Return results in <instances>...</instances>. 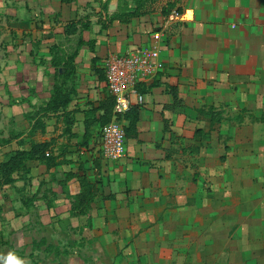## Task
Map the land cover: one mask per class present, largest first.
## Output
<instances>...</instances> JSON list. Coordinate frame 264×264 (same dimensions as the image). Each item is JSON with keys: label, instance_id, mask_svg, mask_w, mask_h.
<instances>
[{"label": "crops", "instance_id": "crops-1", "mask_svg": "<svg viewBox=\"0 0 264 264\" xmlns=\"http://www.w3.org/2000/svg\"><path fill=\"white\" fill-rule=\"evenodd\" d=\"M88 1L0 0L8 44L0 164L51 140L57 158L51 167L28 161L0 188V264H48L40 255L47 246L50 264H264V0H160L124 19H112L119 0L108 11L98 0L97 22H83ZM168 3L181 12L176 22L173 10L162 12ZM41 13L64 37L93 42L82 45L64 85L48 47L53 35L35 21ZM73 21L78 32L67 35ZM161 29L164 69L139 86L144 102L126 156L107 160L101 126L91 120L87 129L85 115L110 97L105 61L149 48ZM57 83L68 103L51 110ZM210 108L223 112L219 123ZM26 115L42 120L33 134ZM67 173L91 184V219L71 215L81 184ZM89 248L94 256H85Z\"/></svg>", "mask_w": 264, "mask_h": 264}, {"label": "trees", "instance_id": "trees-1", "mask_svg": "<svg viewBox=\"0 0 264 264\" xmlns=\"http://www.w3.org/2000/svg\"><path fill=\"white\" fill-rule=\"evenodd\" d=\"M109 1L110 0H107V2L103 4V9L105 11H108L109 9ZM157 1L158 0H119L118 10L112 16V19H124L133 15L142 14L148 11L149 6H152ZM174 7V3H168L163 7L162 12L164 14H168L174 9ZM77 32V22L73 21L66 25L65 33L67 35H73ZM85 44L90 45V47L93 49V42H84L82 39H80L75 51L69 55L55 45L51 47V51L54 55L52 64L57 68L56 76L59 82H62V85H64L63 83L70 79V76L74 71L75 59L80 48ZM63 91L64 89L62 86L57 83L55 86L56 97L54 96V100L52 99L48 104V106L50 105L51 110H59L61 107H65L67 105L68 100L66 99L65 95H63ZM113 108L114 99L111 95L101 106L88 108L85 111L87 129L90 126L91 120L92 122L97 121L101 127L104 124L110 122L113 117ZM48 109L49 108L47 107V110ZM100 110L103 112L99 117H97L96 113ZM137 111V106H133L125 115V119L127 121V137L130 134H133L135 131L138 120ZM210 114L214 123H219L223 118L221 112L216 111L214 108H210ZM26 118L32 122L31 134H33L38 127H42L43 123H41L42 120H40V118L36 121V117H32L30 115H26ZM33 121L35 122L33 123ZM101 127L99 131H101ZM52 147L53 140L33 143L30 150H18L14 152V154L7 161L0 164V188L4 185L12 184L15 181L14 174L16 172L21 170L28 171V167L26 165L28 161H43L48 165V167L56 165L57 158L52 153ZM65 175L67 178L77 177L81 184V192L73 197L71 215H87L89 219H91L90 211L91 203L93 201V192L92 186L87 180V177L84 174L81 175L80 173H67ZM47 243L48 238L46 237L41 239L39 245L38 240L34 239V246L38 245L39 247H42Z\"/></svg>", "mask_w": 264, "mask_h": 264}, {"label": "built area", "instance_id": "built-area-1", "mask_svg": "<svg viewBox=\"0 0 264 264\" xmlns=\"http://www.w3.org/2000/svg\"><path fill=\"white\" fill-rule=\"evenodd\" d=\"M180 17L181 12L176 8L168 19L176 22ZM167 38L168 29H161L154 34V43L149 48L112 54L105 61L106 84L114 99L112 120L100 131L102 152L107 160L118 161L127 154L125 115L130 108L144 102L139 86L164 69L161 53Z\"/></svg>", "mask_w": 264, "mask_h": 264}, {"label": "rangeland", "instance_id": "rangeland-1", "mask_svg": "<svg viewBox=\"0 0 264 264\" xmlns=\"http://www.w3.org/2000/svg\"><path fill=\"white\" fill-rule=\"evenodd\" d=\"M98 0H91V1H88L87 3V10H86V13L81 17L82 21L84 22V20H91V22H97V18H98V13L96 12V7H94L93 5H91V3H95L97 2ZM103 1H106V0H102ZM160 1V0H158ZM157 1V2H158ZM45 13H41L37 16V19L35 20L36 21V24H37V27L39 30H42V31H50L49 33L47 34H43V35H53V37H51L52 39L49 41V44L51 43H56L55 46H57L58 48H60L61 50H69L70 53H73L76 49V44H78V38L75 37L74 39L72 38H66L63 36V30L62 29H59L57 30V24L53 25V19H51V24L49 25L50 27H48V23L46 24V21L47 19L44 18L45 16ZM4 14L3 13H0V64H1V61H2V55H3V50L6 51L7 49V43L6 41H4V36L6 35V27H5V24H4ZM45 19V20H44ZM93 20V21H92ZM44 25H47V27H45ZM61 27H63L61 25ZM55 30L56 33H55ZM61 30V31H60ZM13 31V29H12ZM3 46H5L3 48ZM49 48H51L50 46H48ZM0 98H1V95H0ZM221 114L223 113L222 111H220ZM34 114V113H33ZM2 133V103L0 102V134ZM42 235V233L38 234V237H40ZM49 239L52 241V237L50 234H46ZM50 247L47 246L45 248H43V251L41 252V258H44V260L46 261V263L48 262V264H50V260L51 258L54 256V250H51L49 249ZM66 247H63V248H60L59 247V250L57 251V256L63 258L65 260L66 258V252H67V249H65ZM48 249V250H47ZM45 251L48 252L50 251L52 253V255H49V259L46 257V254H45ZM82 254V250H79ZM87 253H85V256H94V254L96 253L94 250H92V248H89V250L86 251ZM39 258V257H38Z\"/></svg>", "mask_w": 264, "mask_h": 264}]
</instances>
